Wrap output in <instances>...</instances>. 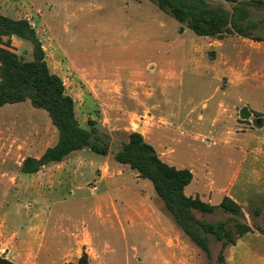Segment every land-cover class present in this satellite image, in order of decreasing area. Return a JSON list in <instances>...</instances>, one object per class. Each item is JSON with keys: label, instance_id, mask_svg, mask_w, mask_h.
<instances>
[{"label": "rangeland", "instance_id": "rangeland-1", "mask_svg": "<svg viewBox=\"0 0 264 264\" xmlns=\"http://www.w3.org/2000/svg\"><path fill=\"white\" fill-rule=\"evenodd\" d=\"M0 13L30 20L50 69L75 100L80 125L95 121L110 144L107 155L89 148L68 155L64 160H77L73 174L70 168L64 176L33 177L20 171L22 162L39 159L58 130L30 100L0 106L5 257L78 264L86 252L89 264H218L222 243L210 237L205 253L151 181L116 161L122 142L138 131L164 161L194 171L187 195L216 205L229 195L241 205L238 218L252 226L241 238L264 264V7L254 13L262 19L254 31L261 40L200 36L150 0H0ZM12 45L32 59L30 41L13 36ZM244 106L250 118L241 116ZM23 177L36 195L17 192ZM196 215L230 216L220 207ZM231 246L223 252L227 264L242 254Z\"/></svg>", "mask_w": 264, "mask_h": 264}, {"label": "trees", "instance_id": "trees-1", "mask_svg": "<svg viewBox=\"0 0 264 264\" xmlns=\"http://www.w3.org/2000/svg\"><path fill=\"white\" fill-rule=\"evenodd\" d=\"M150 1L200 36L222 38L226 33H236L244 38L261 40L254 31L262 19H256L254 13L257 8L264 7V0H226L230 2V8L224 4H212L208 0ZM183 29L184 26L180 27V31ZM13 36L32 43V59L25 60L20 56L12 45ZM26 100L48 112L58 130V139L39 159L26 157L20 166L21 172L35 173L40 170L39 161L45 165L57 163L85 148L102 155L108 154V138L95 126V121L90 120V128L80 125L75 100L67 93L62 77L50 69L35 26L28 18H13L0 13V106ZM115 159L129 165L141 178L151 181L183 233L205 253L211 254L210 237L222 243L218 264H227L224 249L236 244L239 238L252 230L250 224L238 218L242 214V207L231 196L225 195L216 205L198 195H187L185 188L193 180L192 170L164 161L141 132L129 133L128 139L115 152ZM217 207L230 216L209 221L196 215L197 211L214 212ZM257 209L256 215L261 210L260 207ZM0 264L19 263L0 253ZM78 264H89L86 252L80 256Z\"/></svg>", "mask_w": 264, "mask_h": 264}, {"label": "crops", "instance_id": "crops-1", "mask_svg": "<svg viewBox=\"0 0 264 264\" xmlns=\"http://www.w3.org/2000/svg\"><path fill=\"white\" fill-rule=\"evenodd\" d=\"M76 163H77V160H75L74 162L64 160V161H61L58 163H51V165H45L44 169L39 170L37 173H33V174L31 173V175H33V177L40 178L42 176V174H45V173H54V174L62 173L64 176L65 174H67L69 172L70 168H71V173L73 174V172L75 173V171L78 170V167H76ZM75 168H77V169L75 170ZM27 174H30V173H27ZM23 178L24 179L21 182H19V184H18L19 189L17 190V192H19V193L24 192V194H29V195L35 194L36 195L37 194L36 191L35 192L31 191V189L33 188L31 186V183H30L31 178H25V177H23ZM27 179H28V181H26ZM22 186H23V188H22ZM0 223H1L0 224V234H1L2 230H3V221ZM15 223H16L15 220L11 221V224H15ZM10 234H11V236L14 235V233L12 231L10 232ZM243 241L244 240H242V238H240L237 240L236 244L231 246L232 252L236 251L238 253L240 251V253H242L239 255V257L234 256L235 257L234 264H257L256 253L254 251H252L248 246H246L244 243L245 241L244 242ZM244 248H246V249L244 250ZM1 254H4V253H1ZM15 262L19 263L18 261H15ZM19 264H21V263H19Z\"/></svg>", "mask_w": 264, "mask_h": 264}, {"label": "water", "instance_id": "water-1", "mask_svg": "<svg viewBox=\"0 0 264 264\" xmlns=\"http://www.w3.org/2000/svg\"><path fill=\"white\" fill-rule=\"evenodd\" d=\"M241 116H242L243 118H250V117L252 116V113H251V111H249V109H248L247 107L244 106V107L241 109ZM38 164L41 165V162L39 161ZM2 256H5V255L2 254Z\"/></svg>", "mask_w": 264, "mask_h": 264}]
</instances>
